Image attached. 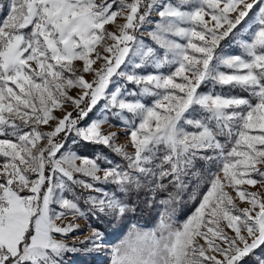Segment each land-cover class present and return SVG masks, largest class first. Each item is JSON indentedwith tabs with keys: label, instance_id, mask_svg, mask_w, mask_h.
I'll return each mask as SVG.
<instances>
[{
	"label": "snow or ice",
	"instance_id": "snow-or-ice-1",
	"mask_svg": "<svg viewBox=\"0 0 264 264\" xmlns=\"http://www.w3.org/2000/svg\"><path fill=\"white\" fill-rule=\"evenodd\" d=\"M0 8V264H64L68 252L103 251L99 229L84 248L64 238L89 214L124 218L133 209L117 193L148 187L155 198L169 185L177 191L160 201L156 226L133 224L105 264H264V0H8ZM154 13L158 47L137 37ZM224 41L240 52H225ZM148 67L170 70L137 71ZM237 88L247 97L225 92ZM71 133L126 166L65 149ZM197 161L206 162V187L178 222L173 204L189 175L201 176Z\"/></svg>",
	"mask_w": 264,
	"mask_h": 264
},
{
	"label": "trees",
	"instance_id": "trees-1",
	"mask_svg": "<svg viewBox=\"0 0 264 264\" xmlns=\"http://www.w3.org/2000/svg\"><path fill=\"white\" fill-rule=\"evenodd\" d=\"M5 4L6 0H0V5ZM3 11L4 10L0 8V12L2 13ZM207 87L208 86H202L201 89L205 90ZM216 91H220V89L217 88ZM226 94L242 97H247L248 95L246 92L238 88L234 89L230 93L226 92ZM62 135L63 133H61V136ZM74 137L75 136L73 134H69L66 139L68 141H73ZM57 139H59V137ZM76 139L77 142H72L70 149L75 151L77 154L89 158H94L97 154H103L114 163H119L126 166L125 161L121 157L117 156L104 146L87 144L85 142L79 141L78 138ZM201 170L202 173H205L203 167H201ZM103 187H105L106 190H115V185L110 184ZM205 187L206 184H204L202 182V178H200L198 183L195 181H189L186 189L179 192L177 199L173 204L175 209V218L178 222L183 221L190 214L199 200V194L204 191ZM169 191L176 192L177 190L169 185L167 190H157L155 193V198H153V193L148 187H143L140 191L132 193L128 197H123L122 194L117 193V195L125 199L131 209H133L132 211H129L124 218L118 221H113L111 217L97 218L96 216L89 214L85 220L92 228L99 229L101 232H103L109 244L117 243L120 239L127 235L129 228L133 224L139 225L145 230L154 228L158 223L160 213L164 208L160 201L168 198ZM194 194H196V199L192 198ZM80 206L87 212V208L82 201H80ZM89 264H93V262L89 260Z\"/></svg>",
	"mask_w": 264,
	"mask_h": 264
},
{
	"label": "rangeland",
	"instance_id": "rangeland-1",
	"mask_svg": "<svg viewBox=\"0 0 264 264\" xmlns=\"http://www.w3.org/2000/svg\"><path fill=\"white\" fill-rule=\"evenodd\" d=\"M130 2V0H129ZM160 2H162V0H160ZM8 3V0H6V4ZM5 4V5H6ZM4 18V11L1 13L0 12V20H2ZM149 20L151 21L150 23H146L142 28L139 29V31L137 32V37L138 39L142 40L146 45L152 46V47H158L157 45H155V42L152 40L151 36L149 35V33L153 30H155L156 28V24L160 21V17L158 15H156L155 13L153 15H151L149 17ZM118 23H123V20L118 18ZM111 28V26H109ZM173 39L176 40V42L178 43H183L184 41L180 38V37H173ZM229 40H231V37H229ZM222 45L225 46V52L228 53H233V54H238L240 52V49L238 47V45L233 42L231 44V46H228V41H224L222 42ZM170 69L168 67H164L161 68L159 70L153 68V67H148L146 69H141V70H137L138 72H142V73H167ZM89 79H91V77H87ZM129 88H134L133 85H128ZM212 89L211 85H208V87L205 90L200 89L199 91H210ZM227 92V90L225 91ZM73 95L76 94V90H73L72 92ZM248 94V93H247ZM145 102L150 101L152 98L150 97H144L143 98ZM69 111H72V108H68ZM55 115L59 116L62 115V113L60 112H55ZM75 115V114H74ZM100 113H97L94 109L93 113H90V118L95 119L96 116H99ZM88 122V119L86 118L85 120L80 122V125L83 126L84 124H86ZM120 122L118 120H116L115 118H112L110 120V124H119ZM42 130L44 131H48L50 130L48 128V126H42ZM104 131H116L119 132V140L118 143L120 144H125L127 142V137L125 136L124 130L122 128H118V127H110L109 124H105L103 126ZM75 136L74 133H71ZM64 135V134H63ZM62 135V136H63ZM70 137V136H69ZM65 143V149H70L71 148V144L72 141H68L67 139L64 140ZM65 149H62V151H65ZM71 150V149H70ZM73 151V150H71ZM128 151L131 153L133 150L129 147ZM59 155V154H58ZM125 163L127 164V162L125 161ZM201 167H203V169L205 170V173H202ZM206 162L204 161H197V165L194 169H192V171H199L201 173L200 177H196V176H191V174L188 177V182L190 181H195V182H199V179L202 177H206ZM259 187V186H257ZM251 191H255L256 189H249ZM77 193H83V195L89 196V195H99V193H93V192H88L85 191L83 189H76ZM84 204L85 207L88 210V205L84 202V200H81ZM199 201V200H198ZM198 204V202H197ZM196 204V206H197ZM196 206L193 208V210L190 212L189 215H191V213L195 210ZM246 204H239V207L243 208L246 207ZM188 215V216H189ZM187 216V217H188ZM186 217V218H187ZM185 218V219H186ZM71 219V218H69ZM184 219V220H185ZM183 220V221H184ZM181 221V222H183ZM69 220H64V221H58V224H66L68 223ZM78 223L80 225L79 229L77 231H74L72 233H69L68 237L64 238L65 242L69 245L72 246L73 244H75L78 248H84L85 246L82 245L80 242L85 240L87 236H89L91 234V230L93 229L88 222L85 219H79ZM229 234L230 233V230ZM57 238H60L59 235L57 234ZM111 247V244L107 243L104 247L103 251L100 252H95V251H76V252H68L64 255V264H89V260L91 262H93V264H105V262L108 260V249ZM93 260V261H92Z\"/></svg>",
	"mask_w": 264,
	"mask_h": 264
}]
</instances>
